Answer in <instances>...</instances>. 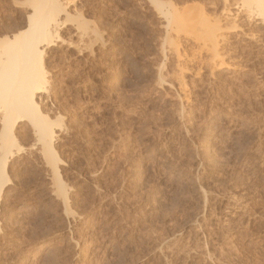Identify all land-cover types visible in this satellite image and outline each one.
Listing matches in <instances>:
<instances>
[{
    "label": "rangeland",
    "instance_id": "obj_1",
    "mask_svg": "<svg viewBox=\"0 0 264 264\" xmlns=\"http://www.w3.org/2000/svg\"><path fill=\"white\" fill-rule=\"evenodd\" d=\"M158 1L70 0L43 55L48 93L36 95L58 133L68 206L19 119L0 264H264V26L239 15L232 55L210 69L197 42L223 0ZM31 3L0 0V40L25 37Z\"/></svg>",
    "mask_w": 264,
    "mask_h": 264
},
{
    "label": "bare ground",
    "instance_id": "obj_2",
    "mask_svg": "<svg viewBox=\"0 0 264 264\" xmlns=\"http://www.w3.org/2000/svg\"><path fill=\"white\" fill-rule=\"evenodd\" d=\"M31 1V13L27 16V29L23 35L25 37L21 39L19 35H12L0 40V112L3 124L0 132V200L4 189L11 183L8 176L9 163L22 149L15 137L14 127L19 119L27 118L36 130L44 159L52 172L53 183L58 188V196L68 206L69 196L63 185L59 167V163H63V161L59 158L55 148L58 133L53 122L39 111L36 95L48 93L47 75L43 70V55L47 49L55 46L61 28L65 27V23L70 20L68 17V19L65 18L66 21L65 19L63 21V17L69 13L71 3L70 0ZM154 1L160 3L158 0ZM223 2L221 16L211 18L207 27L204 26L203 29V31L207 29L203 33L205 37H201V42L199 39H197L199 42L195 41L199 44H197L199 46L196 52L197 57L202 58L203 53L206 54L201 60L210 69L225 67L226 59L232 55L231 53L229 55L226 48L232 41L231 34L239 28L234 22L239 15H242L247 22H257L264 26V0H223ZM173 16V20L180 22V19H177V9H174ZM230 19H233L235 24L232 27H227ZM76 21H78L79 38L82 40L87 30L83 21ZM175 21L173 22L176 23ZM176 24L180 26L179 23ZM179 26H175V28ZM244 36L256 41L253 34L251 36L240 35V37ZM178 48L175 45L172 48L178 61L174 78L183 94L182 98H187L189 94H187L185 78L189 72L181 64L182 56ZM196 74L198 75V73Z\"/></svg>",
    "mask_w": 264,
    "mask_h": 264
}]
</instances>
